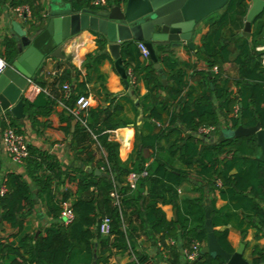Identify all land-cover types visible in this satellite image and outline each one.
Returning <instances> with one entry per match:
<instances>
[{"label":"trees","instance_id":"16d2710c","mask_svg":"<svg viewBox=\"0 0 264 264\" xmlns=\"http://www.w3.org/2000/svg\"><path fill=\"white\" fill-rule=\"evenodd\" d=\"M64 1L80 13L123 6L128 0H111L107 8L94 7L93 0ZM250 2L231 0L225 9L205 20L209 22V31L198 54L207 64V71L194 72L190 77L186 71L189 65L176 59L171 44H155L156 56L167 76V87L163 86L153 62H142L138 43L123 45L121 57L126 72L132 75L129 83L132 85V78L136 84L143 79L148 91L141 99L144 112L153 111L156 119H160V113H168L169 125L158 129L147 123L152 133L143 137L137 160L132 164L123 162L120 145L112 139L111 133L127 123L120 114V107L116 106V98L105 92L110 105L83 112L84 123L78 121L71 147L77 160L86 166L96 159L94 148L103 153L102 160L90 171L64 170L53 155L29 145L30 156L25 168L38 194L23 175L9 173L6 177L5 195L0 197L2 220L19 234L11 242L0 243V264H108L114 250L132 251L129 264H225L222 259L210 255L201 261L188 258L196 243L201 250L205 247L204 224L208 209H211L214 228L225 227L215 234L219 246L228 253L235 252L229 243L228 227L232 224L242 226L247 221L249 228L259 229L256 239L261 237L260 231L264 230V164L257 159L261 154L257 138L218 140L206 145L200 131L214 128L210 136L214 139L223 131L222 121L227 131H235L239 126L252 128L257 124L264 129V51L258 50L264 47V12L253 22L252 37L243 36ZM0 4L9 5L12 10L29 7L30 34H38L45 28L43 0H0ZM95 36L99 51L84 65L88 76L97 74L101 63L110 58L106 53V41ZM2 41L0 57L13 66L19 57L20 40L5 36ZM228 65L236 69L237 76L228 72ZM61 69L58 68L53 77V86L76 83L68 104L75 109L78 99L86 96L87 82L80 83L82 72L71 62H66V68ZM192 80L198 81L197 87L190 84ZM136 84L130 85L135 93ZM39 86L44 89L47 84L40 81ZM233 86L237 87L235 92ZM103 90L106 91L104 86ZM24 103L28 110L36 106L26 99ZM51 104L48 99L46 105ZM236 107L239 113L235 116ZM0 125L3 131L14 128L22 134L21 126L9 113L0 116ZM146 150L151 153L147 154ZM195 167L198 182L205 184L211 195L220 191L221 199L227 201L226 208L218 209L213 198L205 201L204 196L200 199L180 197L179 188L190 179ZM96 169L110 178L97 176ZM132 174L140 177L135 188L126 181ZM71 184L77 185L75 194L68 188ZM114 193L118 200L113 197ZM37 198L43 199L54 219L38 237L28 235L23 219L35 210ZM66 204L74 214V220L67 226L62 223ZM169 205L177 210L176 220H168L162 209ZM106 218L110 220L111 232L104 236L100 228ZM247 233L248 230L242 231L245 236ZM141 240L157 248L156 260L141 250ZM254 257L257 264L264 260V250L260 246L255 247ZM182 259H185L183 263Z\"/></svg>","mask_w":264,"mask_h":264},{"label":"crops","instance_id":"0c3cea01","mask_svg":"<svg viewBox=\"0 0 264 264\" xmlns=\"http://www.w3.org/2000/svg\"><path fill=\"white\" fill-rule=\"evenodd\" d=\"M43 1L46 8L45 11L49 10L50 1ZM250 6L251 2L249 3V7ZM111 8L112 7H110V9ZM45 20L46 25L48 20L46 18ZM13 21L18 22L24 30L29 31V24L25 18H20L16 11L12 10L9 5L0 4V42H3L2 40L5 36H15L12 30ZM208 31V21H203L197 26L193 39L196 45V51H192L186 46L177 49H173L169 46L179 62L189 65V68L186 71L190 77L195 75L194 72L207 71V64L198 54V49L202 47L203 39ZM97 40L98 39L96 36L90 32H82L80 35L73 37L64 43L63 55L65 59H47L43 67L38 72V81L31 82L23 93L22 98L24 100L26 99L30 103H36V106L31 109L29 108V110L27 109V106H25V125L21 124L15 117L12 116L11 113L6 112L9 113L10 116L14 118V120L21 126L20 128L22 129V134L27 138L29 145L42 152H47L48 154L53 155L60 162L64 170L65 168H76L82 169L83 171H90L92 167H95L97 163H99L103 158V153L97 151V149L94 148L96 159L93 161V163H90L86 166L77 160L76 154H74V152L71 150L74 132L79 120L73 114V112L77 111V103L75 109L70 108L68 104L70 102L71 94L75 92L77 86L76 83H73L72 85L66 83L65 85L70 86L69 91L64 88L65 85L63 87L53 86V77L57 75L58 68L62 67V71L64 68H66V62H71V64H73L78 70L82 72L80 83L82 84V82H87L85 94L91 100V108L107 107L110 105V103L106 100L105 92H108L109 94L113 95L114 98H116V106L118 105L120 107V114L127 125L116 131H113L111 134L112 139L120 145V158L123 162L132 164L135 160H137V156L143 147V137H147L152 133V130L149 128L147 123L158 129L164 125H169L170 115L168 113H160V119H156L154 117L153 111L148 113L144 112L141 99L147 95L148 91L143 79H140L136 84L137 93H135V95L139 100V104L137 105L132 97L128 95L127 91L125 90L123 79L116 72L115 61L107 51V44L106 53L110 58L104 60L101 63V65L98 67L97 74L91 73L90 76H88L84 65L89 62V57H93L98 53L99 47ZM138 45H140V42H138ZM258 50L264 51V47H259ZM232 52L233 54L236 53L235 48H232ZM141 60L144 63H148L143 59V57H141ZM230 67L231 75L233 76V74H235L233 77L237 76L236 69H234L233 66L228 65L226 67L227 70H229ZM101 76H104L105 79H100ZM40 81L46 82L47 87L43 89L41 86H39ZM190 84L194 87H197L198 81L192 80ZM103 86L106 88V91L103 90ZM233 90L235 92L237 87L233 86ZM162 94L163 96H166L165 93L162 92ZM48 99H50V102L52 103L50 106L46 105ZM215 103L217 105L219 102L217 101ZM5 115L6 114L0 116ZM149 116H151V120L149 119ZM35 121L36 127L34 126ZM222 130L224 132L222 131L219 133L214 139L203 136L202 139L204 140L205 144L209 145L218 142V140L221 141L220 137L227 132L228 128L225 126ZM2 132L3 130L0 125V189L3 188V183L9 173L21 174L26 179H28L29 182H31L28 174L26 173L25 165H16L6 153L3 145ZM145 152L148 154L151 153V150L150 152L149 150H146ZM85 157L86 155L82 156V159ZM150 162L151 161H149L146 166H148ZM96 171L99 170L96 169L95 172ZM196 173L197 169L195 167L192 170L190 179H188V181L185 182L181 188H179L180 197L200 199V197L204 196L205 201L213 198L216 200V207L218 209L226 208L228 205L227 201L221 199L220 191H216L211 195L210 189L207 186H204L205 184L198 182L199 178ZM126 181L128 184H130V176L127 177ZM31 186L34 189L33 192L38 194L37 187H35L32 182ZM68 188L75 194L77 185L71 184L68 185ZM162 209H164L168 220L177 219V210L175 208L169 205L162 206ZM2 215L3 213L0 210V243H8L13 241L19 232L17 229L12 228L10 224L8 225L3 223ZM242 218L243 216L241 215L240 221ZM23 219L25 220V230L27 231L28 235H36V237H38L42 232H44L45 229L54 223V219L48 212L43 199L39 200L38 198L35 210L28 214V216H24ZM228 228L230 230V245H232L235 252H238L241 246L245 245V258L247 260L251 261L254 259V249L256 246H260L264 250V230L260 231L261 237L257 240L256 236L259 232V229L249 228L247 221H244L242 226L232 224ZM224 229L225 227L221 226L220 228H215V231ZM243 230H248L246 236L242 234ZM140 244L141 250L145 251L150 255V257L156 260L158 254L157 248L142 240ZM114 252V256L110 259L108 264H129L132 262V251L114 250ZM184 254L185 253H183V255ZM184 261L185 259H182V263Z\"/></svg>","mask_w":264,"mask_h":264},{"label":"water","instance_id":"95a60500","mask_svg":"<svg viewBox=\"0 0 264 264\" xmlns=\"http://www.w3.org/2000/svg\"><path fill=\"white\" fill-rule=\"evenodd\" d=\"M50 9L45 11L48 20L45 28L38 34H30L21 25L13 21L12 30L20 40L19 57L14 65L0 77V115L9 112L21 124L25 125V103L23 93L31 82L38 81V72L48 58L62 60L63 45L66 41L88 31L103 38L107 51L115 61L116 72L124 81L125 90L138 105L139 100L130 87L129 76L125 70L121 49L125 43L140 42L150 53L154 69L161 75L162 84L168 86L167 76L156 56L155 44L169 43L173 49L186 46L196 51L193 41L197 26L214 13L225 9L231 0H128L123 6H113L108 10L93 12L74 11L71 3L64 0H48ZM264 12V0H251L243 36L252 37V25ZM256 137L261 149L257 158L264 164V129L239 126L235 131H227L220 139ZM97 176H106L96 171ZM204 227L207 242L201 250L198 261L206 255L222 259L225 264H257L245 258L246 246L242 245L233 254L219 246L212 225L211 209L207 210ZM166 264V263H164ZM264 264V260L259 263Z\"/></svg>","mask_w":264,"mask_h":264},{"label":"built area","instance_id":"2783aa9c","mask_svg":"<svg viewBox=\"0 0 264 264\" xmlns=\"http://www.w3.org/2000/svg\"><path fill=\"white\" fill-rule=\"evenodd\" d=\"M111 0H93L92 5L96 8H107L110 5ZM17 15L20 18H25L26 20H30L31 18V11L29 9V7H23V8H18L17 10H15ZM140 48V52H141V56L143 57V59L150 63L151 60V56L149 51L147 50V48L145 47V45L143 43H140L139 45ZM263 64H264V60H263ZM12 65L9 64V62L7 60H4L2 57H0V77L5 73V71L9 68H11ZM128 76H132L131 73H128ZM136 80L132 78V85L136 84L135 83ZM64 88L66 90H70V86L69 85H65ZM92 107V103L89 97L82 95L77 102V111L73 112V114L77 117V119L79 121H81L82 123H84V121H82V116H83V112L87 111L89 108ZM239 107H236L235 109V116L239 113ZM201 131V135L204 137H210L214 132L215 129L214 128H207V129H202ZM2 136H3V145L5 148L6 153L10 156L11 160L16 164V165H25L27 159L29 158V143L27 138L18 133L16 129L14 128H7L6 130H4L2 132ZM147 175V173H143V176ZM140 177L136 174H132L130 176V186L132 188H135L136 186V182ZM5 195V189L1 188L0 189V196L3 197ZM113 197L118 200L119 197L116 193L113 194ZM63 214H62V223L67 226L70 222H72L74 220V214L73 212L70 210L69 208V204H66L63 206ZM102 234L105 235H109L111 232L110 229V220L108 218H106L100 228ZM171 244H173V242H170ZM194 252L192 254L189 255V260L190 261H196L197 259H199V254L201 251V246L199 244H195L194 245Z\"/></svg>","mask_w":264,"mask_h":264},{"label":"rangeland","instance_id":"374dc122","mask_svg":"<svg viewBox=\"0 0 264 264\" xmlns=\"http://www.w3.org/2000/svg\"><path fill=\"white\" fill-rule=\"evenodd\" d=\"M228 72H230L231 73V67L229 68V70H228ZM234 73V72H233ZM235 74H233V76H234ZM225 127V121H222V123H221V128L223 129Z\"/></svg>","mask_w":264,"mask_h":264}]
</instances>
